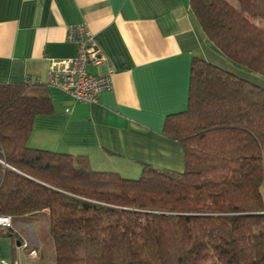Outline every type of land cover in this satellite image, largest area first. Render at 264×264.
<instances>
[{
	"label": "trees",
	"instance_id": "trees-1",
	"mask_svg": "<svg viewBox=\"0 0 264 264\" xmlns=\"http://www.w3.org/2000/svg\"><path fill=\"white\" fill-rule=\"evenodd\" d=\"M190 0L206 35L264 78V0ZM55 110L43 82L0 83V214L50 210L54 264H264V85L196 58L189 105L165 131L183 171L138 178L29 145Z\"/></svg>",
	"mask_w": 264,
	"mask_h": 264
},
{
	"label": "crops",
	"instance_id": "crops-1",
	"mask_svg": "<svg viewBox=\"0 0 264 264\" xmlns=\"http://www.w3.org/2000/svg\"><path fill=\"white\" fill-rule=\"evenodd\" d=\"M86 23L114 69L112 87L96 103L75 101L47 86L55 110L33 122L29 145L85 154L93 169L138 178L145 165L183 171V145L165 131L170 114L189 105L191 69L206 59L264 85V78L224 54L199 26L190 0H0V83L47 81L51 60L73 57L72 24ZM264 198V185L261 188ZM47 226L55 259L44 254L40 225ZM30 242L20 248L21 239ZM35 248L38 257L29 250ZM56 249L48 208L0 226V264H54Z\"/></svg>",
	"mask_w": 264,
	"mask_h": 264
},
{
	"label": "built area",
	"instance_id": "built-area-1",
	"mask_svg": "<svg viewBox=\"0 0 264 264\" xmlns=\"http://www.w3.org/2000/svg\"><path fill=\"white\" fill-rule=\"evenodd\" d=\"M68 38L77 46V53L73 57L54 58L51 60L47 81L48 87L58 88L67 92L75 101L96 103L103 91L112 87L114 69L100 75L91 71L92 66H97L106 61L102 49L95 41V36L86 23L72 24L68 28ZM26 83L42 82L40 79L26 77ZM0 162L9 166L3 159ZM10 167V166H9ZM11 215L0 214V226L12 227ZM20 248L29 249L28 240L21 239ZM32 257L38 255V250H29ZM8 264V262H3ZM16 264H21L16 262Z\"/></svg>",
	"mask_w": 264,
	"mask_h": 264
},
{
	"label": "rangeland",
	"instance_id": "rangeland-1",
	"mask_svg": "<svg viewBox=\"0 0 264 264\" xmlns=\"http://www.w3.org/2000/svg\"><path fill=\"white\" fill-rule=\"evenodd\" d=\"M229 1H231L234 5L238 6L237 0H229ZM256 83L263 85L261 82H256ZM39 231H40L41 239L44 243V245H43L44 251L43 252L45 255L50 257V259H51V257L53 259L55 257V253H54L53 246H49V242H48L49 236H48V232H47V226H45V224L42 223L40 225ZM38 256H39V252H38V255L36 257H38Z\"/></svg>",
	"mask_w": 264,
	"mask_h": 264
},
{
	"label": "water",
	"instance_id": "water-1",
	"mask_svg": "<svg viewBox=\"0 0 264 264\" xmlns=\"http://www.w3.org/2000/svg\"><path fill=\"white\" fill-rule=\"evenodd\" d=\"M262 213H264V212H262Z\"/></svg>",
	"mask_w": 264,
	"mask_h": 264
}]
</instances>
